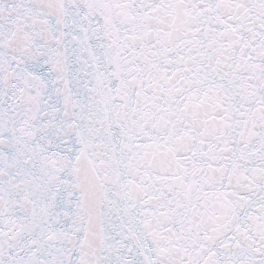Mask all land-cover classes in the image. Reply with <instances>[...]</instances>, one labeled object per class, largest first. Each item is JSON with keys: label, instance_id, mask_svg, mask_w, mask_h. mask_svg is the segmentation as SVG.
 I'll return each mask as SVG.
<instances>
[{"label": "snow or ice", "instance_id": "1", "mask_svg": "<svg viewBox=\"0 0 264 264\" xmlns=\"http://www.w3.org/2000/svg\"><path fill=\"white\" fill-rule=\"evenodd\" d=\"M0 264H264V0H0Z\"/></svg>", "mask_w": 264, "mask_h": 264}]
</instances>
